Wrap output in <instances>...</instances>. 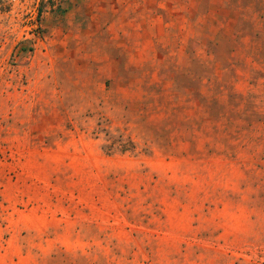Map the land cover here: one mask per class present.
<instances>
[{"label": "rangeland", "instance_id": "1", "mask_svg": "<svg viewBox=\"0 0 264 264\" xmlns=\"http://www.w3.org/2000/svg\"><path fill=\"white\" fill-rule=\"evenodd\" d=\"M0 264H264V0H0Z\"/></svg>", "mask_w": 264, "mask_h": 264}]
</instances>
